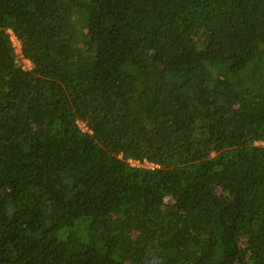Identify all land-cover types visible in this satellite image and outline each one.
Returning <instances> with one entry per match:
<instances>
[{
	"label": "trees",
	"instance_id": "16d2710c",
	"mask_svg": "<svg viewBox=\"0 0 264 264\" xmlns=\"http://www.w3.org/2000/svg\"><path fill=\"white\" fill-rule=\"evenodd\" d=\"M0 264H264V0H0Z\"/></svg>",
	"mask_w": 264,
	"mask_h": 264
},
{
	"label": "rangeland",
	"instance_id": "374dc122",
	"mask_svg": "<svg viewBox=\"0 0 264 264\" xmlns=\"http://www.w3.org/2000/svg\"><path fill=\"white\" fill-rule=\"evenodd\" d=\"M12 36V35H11ZM12 41L16 47V50H17V53L20 54L21 53V47H20V43L17 41V39L15 37L12 36ZM26 68L27 69H31L32 66L29 64V63H26ZM246 178H247V182L249 184H254L256 182V178L253 176L252 173H249L246 175Z\"/></svg>",
	"mask_w": 264,
	"mask_h": 264
},
{
	"label": "built area",
	"instance_id": "2783aa9c",
	"mask_svg": "<svg viewBox=\"0 0 264 264\" xmlns=\"http://www.w3.org/2000/svg\"><path fill=\"white\" fill-rule=\"evenodd\" d=\"M132 165H134V166H140L138 163H132Z\"/></svg>",
	"mask_w": 264,
	"mask_h": 264
}]
</instances>
